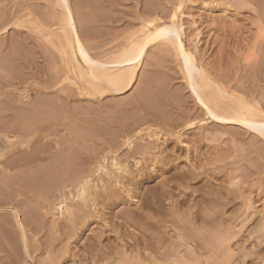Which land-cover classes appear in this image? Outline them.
Instances as JSON below:
<instances>
[{
  "label": "bare ground",
  "instance_id": "6f19581e",
  "mask_svg": "<svg viewBox=\"0 0 264 264\" xmlns=\"http://www.w3.org/2000/svg\"><path fill=\"white\" fill-rule=\"evenodd\" d=\"M12 1L14 0H0L2 3H0L2 5L0 8V35L6 39L7 34L9 35L8 37L10 39H13L15 38L16 34L18 37L21 35L17 32L23 33V30L26 29L28 33V29H30L23 28L20 30L23 24L29 23H24L22 21L21 17L22 15H25V13L22 12L24 13L22 14L21 11H24V8L26 12L29 9L33 10L31 6L33 4L30 3L31 5L27 7L28 3L32 0H25L27 4L25 3L23 7H19V9L22 8V10L16 9V5L15 9L12 6L9 7ZM33 1L34 2L32 3H34L36 8L37 2H35V0ZM42 1H47L48 3H46L47 6L45 7L52 9L53 13L57 12L58 14H61V16L64 18H59L61 21L60 25L62 26L60 28L64 31L66 37L68 38L66 41L69 42L67 43L65 40H63L64 38L61 39V42L63 44H68L66 47L67 49L70 47L68 52H75L73 54H75L79 58L78 60H80V62L86 66L89 74L94 76L95 79L98 78L96 81L90 76L91 80H93L97 85H95L93 81H89L94 84L96 89H92L93 85L92 88L87 87L86 85L83 87L84 91L87 88L90 89L86 90L87 93H90V95H99L95 98L96 100L86 97L84 102L86 100L87 101L85 103L94 101L98 102V104H101L102 102L100 107L103 106L104 109L99 108V105L97 106L94 103L93 105L89 106V111L87 105L83 104L82 99H80L82 103L79 102V104H72L68 101L69 104L75 106L67 105V102L66 104L65 102H61L63 106L65 104L67 105L66 107L69 106L71 108L67 109L66 107L61 106L66 109V111L68 110V112L73 109L72 107H77L78 110L75 108V110H72L70 113L63 111L64 113L59 114L60 118L58 114L56 115V111L55 115L58 117H55L56 119L53 118V120H51L52 117L51 119H48V117L44 118L49 114L46 112L48 115H44L43 108L48 103H51V107L49 108L48 104V108L45 107L44 110L52 109V113L49 116H53V108L56 107L58 109V107H60V98H58L59 103L55 101L57 104L55 102H50L48 99V103H46L47 100L46 102L43 101L45 103L40 100L42 103L30 102V105L26 102H22L23 100L21 99L20 102L22 103L20 104V107L24 103L25 107H28L27 110H30L29 106H31L32 112L35 113L34 116H28V114H26V110V112L23 113V118H25L24 116L27 115V122L24 123L25 126H22L25 120H21V118L18 117L20 115L17 114L18 116L16 115L15 119L13 118L12 114L9 116L7 112L2 113L3 110L6 111L7 109L1 108L2 110H0V112L4 114L6 118L10 117V119H13V121L8 119V124L7 121L4 120L6 118H4L3 115H0V122H6V124L0 123V127L1 124L5 125L2 127H6L8 124V128H2L5 130L7 129L6 131L8 132H4V137L0 136V145H2V143L5 141V144L2 145L4 148H1L0 146V173L2 176L7 177H4V179H9L3 180L1 178L2 176H0V187L2 188L3 185L4 189L2 188V190L5 191H2L4 193L3 194L0 188V208H10V213L0 214V264H172L176 259H178L174 254H179L180 252V254H184V256L181 257L180 255L181 258L176 260V263L177 261H181L179 263L183 264H192L191 261H194L195 264L258 263L261 255L260 253L263 252L260 251L264 250V246H262V244H264V239H261L263 241L260 242L261 244L259 243L261 240H258L257 242L262 246V249L261 246H255L256 248L260 247V253L258 251H246L247 245L245 246V244L248 243V240L250 241L252 238V233H257L256 237L254 238H263L258 237V235L260 234L259 236H264V214L262 215V209H259L261 206L256 204L258 202H256L255 193L250 188L249 183L247 186H245L246 184L243 185V182H241L242 185L240 182L238 183L239 178L237 176V169L239 168L237 167L240 164L237 166V163L240 162V160L245 156L240 158L237 155L239 148L235 153L233 150L236 148L228 146L232 144L234 139H231L232 141L228 139V143L222 141V137L225 136V133L223 135L221 132L222 136H219L220 138L217 135V138L221 139V141L217 139L220 141L217 142V144V140L210 138L211 140H215L214 144L212 141L206 140V138L209 139V136H213L212 133H209L208 137L205 138L204 134L201 136V132L199 133L196 130L199 124L201 129L204 127L206 128L208 126L207 120H210L209 118H211V120L214 119L216 121L214 124H212L213 126L218 128V125L223 124L221 125L222 127L225 125L226 128V125H230V128L233 127L231 125H238L239 130L242 128L244 133L252 134L253 136H251L253 138L254 136L257 138L254 139L255 144V140H258L261 142L260 144L264 145V109L262 107H258V105L251 104L247 97L239 94L235 89L240 88L241 86L239 87L238 85H235L236 87L234 89V82H232L231 79L226 80V83L224 82L225 84L222 82L225 81L224 78L226 70L229 71V65H227L225 68L224 63H230L231 61L230 58L227 59V37H223L229 35L231 33L230 30L237 27L235 22L239 23L238 20L240 18L238 17L239 19H235V17L240 13V9L241 12L242 8L247 9L248 7L249 9L253 6V2H250L251 0H239V2L225 0L224 4H230L232 5L231 8L233 7L235 11L236 9L239 11L238 14L234 13L235 22L232 21L231 23L234 22L235 24L230 23L231 26L227 24V16L225 17L226 19H224L220 16V18L216 17L215 14L213 15V13L205 15L202 13V11H199L204 7V9L208 8L209 10L221 9L223 12L224 4L217 3L216 5H212L213 2H207L203 3L201 8H198L200 4L193 6L189 12L191 11L192 13L191 17L194 20L193 25H195V27L193 25L192 26L194 28L189 26L191 28L188 30V26H185V16L187 15L186 12L189 8L188 2L191 1V3H193L194 1L158 0L157 3V0H146V5L147 3L148 5H151L150 3L153 2L158 8H156V6L153 8L154 5H151V10H145L143 11L145 15L140 17L138 16L141 22V27L131 34L128 39L129 41L120 53H115L113 56L107 54V56L110 57L108 59V57H105L106 53L103 52L101 53L103 55L101 56L100 54L99 57H101V59L102 57L105 59L97 60L94 58H97L98 55L95 57L91 56L90 51L87 47H85V44L83 43L84 40L82 39L83 36H81L83 32L79 31V26L76 24V15H79L74 9L76 3L80 1V3H77V5L84 3V8L87 7L88 9H91V5L88 3L89 1ZM100 1H102V4H112L111 0ZM112 1L115 2V0ZM218 1L219 0H215V2ZM18 2L20 1L18 0ZM18 2H16L18 5H23L22 2L20 4ZM81 6L82 5H80V7ZM98 7L99 8L97 10H88L85 14L83 13V15L85 16L89 13L87 17L91 16L94 18V21L97 20L98 22L101 20H105L104 22H107L117 19H114L116 16L112 18L110 15L109 17L107 15L109 13H102L106 7L104 8V6L102 7L100 5ZM253 7L250 8V10H258L256 7V9ZM42 8L45 9L43 6ZM144 8L146 7L144 6ZM30 12L32 11L26 13V18L28 14L31 15L32 13H35V11L32 13ZM53 13L50 14L52 15V18ZM81 13L79 16H81ZM112 16H114V14ZM24 18L25 16L23 17V20H25ZM54 19H57V15ZM261 20L259 21L260 23L262 22ZM19 21H22L20 23L22 25L20 26L19 30L14 28L13 31H11V25L13 24L16 26L17 23L19 27ZM57 21L59 22V20H56V22ZM80 21L81 20H79V24ZM83 21H85V19ZM91 23H93V20ZM28 25L29 27H32L30 24ZM35 25L37 26L36 28H41V26H43H39L38 22ZM212 25L215 26L214 29L211 28ZM34 27L33 32L34 29L38 33L42 30H39L40 28L36 29ZM240 27L241 26H238L236 30L238 31ZM211 30H214L213 34H210ZM47 32H49V30L46 32H41V34ZM79 32H81V35ZM262 32L264 33V31ZM11 33H15V35L12 34L13 37H10ZM3 34L5 35L3 36ZM86 34H88V32H86ZM220 35H223L221 40L219 39ZM207 36L211 37L210 41L205 40ZM17 38H15L17 42L20 43V40H22L23 43L21 44H26V42L24 43L23 37L22 39L19 37L18 39L20 40ZM1 40L0 42L3 43L4 40ZM27 40L28 39H26V41ZM259 40L257 42H259ZM6 41L7 40H5V42ZM63 41H65V43ZM238 41H240V39ZM5 42L3 45H0L2 50L5 48L4 45L9 43ZM260 43V45H262L261 41ZM9 44H7V46ZM13 44L14 43L8 47L11 48ZM21 44H19L20 47H22L21 49H24L27 45L21 46ZM28 46L32 47L30 44ZM156 46H160L159 49L161 52L160 50H157L158 47L156 48V51H159L162 55L152 50L153 47L155 49ZM18 48L19 47L14 49L18 50ZM71 48H73L74 51L71 50ZM40 49L41 48H39V50ZM26 50L27 49H24L23 51ZM150 51H152L153 54L158 53L157 56L161 55L159 56L161 58L154 56V59L152 58L154 61H145L147 60L145 58L148 56L147 54ZM40 52H42V49ZM11 53H7L9 57ZM18 54L15 55V52L12 53V58L18 60L22 58L24 59L26 56L24 54L21 55V58H18ZM151 54L149 53V55ZM32 55L34 56V54ZM150 57L152 56H149V58ZM0 58H4L6 61L5 57L2 56ZM26 59L28 58H25L23 61H29ZM5 61H3L4 63L0 62V64H3L0 65V76L10 75L9 80L14 81L15 76L9 73L10 70H6V68L9 67L7 62L8 60L6 61L7 63H5ZM146 62L147 65L150 66V68H147L149 69L148 71L150 73V78L152 75H154L152 76V79L154 77H159L160 74H163L164 78L159 77V81L153 80V82H155L150 84L148 82L150 81L149 76L144 74L148 72H142L141 74L146 76L145 78L148 76L149 80H146L143 78V76L141 77L143 79L140 78L141 81H143L146 86L147 83L150 87L152 86L153 92L151 91L152 88L150 87H147L148 89L145 91L143 90L144 92L142 89H139L142 95H140L141 93L139 96L138 94H136L137 96L133 94L135 97L131 96L132 99H130L127 103L124 102V104H122L123 101L120 102L121 106H124L119 107L113 105L115 108L113 107V109H111L112 107H110V105L112 103L108 104L106 100H104V97L107 99L106 95H108L105 92H110L111 96L118 94L120 95V93L123 94V92H126V90H128L133 84L134 79L138 77H136L137 70L146 66H142L143 64H146ZM15 63H17V61ZM18 63V66L21 64L20 68H22L23 63ZM231 63L233 64L234 62ZM79 65L80 64L78 63V67H80ZM255 67L257 66L255 65ZM246 69L252 70L253 67ZM254 70H256V68L253 69L255 76V74H257L255 73L257 70ZM11 71L13 72V70ZM16 71L18 72V70L15 69V72ZM81 72L83 73V71ZM253 72H251V74H253ZM85 74L87 73H84L82 76L87 77ZM12 77L14 80H12ZM7 78L0 80L2 83H4L3 81L6 80V83H8L7 81L9 80H7ZM20 78L22 79V77ZM178 78H182V81H180L181 84L176 83ZM98 80H100L99 82L102 84H105L106 81V84H103L105 87L103 85L101 86V84L98 86ZM102 80L105 81L102 82ZM137 81L135 82L137 83ZM6 83L4 84L7 86ZM138 83L139 85L141 84L139 81ZM4 84H1L0 86H4ZM176 84L178 85L175 86ZM11 86L13 85L11 84ZM140 86L143 88L142 84ZM15 87L18 88V86ZM15 90L17 91L18 89ZM15 90L12 91L11 89L10 92L16 93ZM25 90H27V88H25ZM80 90H83V88ZM93 91L96 93H91ZM1 92L2 90L0 93ZM6 92L0 94L1 99L2 97L3 99L6 97L8 99H5L8 101L12 96H16L14 93H12L11 96L10 92L7 94H9L11 97L8 95L5 96ZM18 92H21L20 89ZM25 93L24 96L26 97L28 94L26 93L25 95ZM87 93L86 95H88ZM152 94L154 97L151 99ZM21 95L22 94L20 93V96ZM44 96H42V98ZM112 98L110 99L113 100ZM117 99L120 100L121 98ZM15 100H10V102L8 101L9 103L7 102L10 104L12 101V107L10 105L9 110H15L13 108V104L16 106L14 103ZM111 100L109 102H111ZM119 100L117 102L115 99L114 103L118 104ZM127 100L128 99L126 98L125 101ZM104 102H106V104H104ZM251 102H253V100ZM7 103L6 105L8 107ZM80 103L84 105V107L82 105L83 108L81 107V109H79L78 106L81 105ZM52 104H54V106ZM94 105H96L98 109L96 110L94 108V110L92 109L93 111H91V107ZM106 105H109L107 108L110 107V109H107L105 107ZM2 106L0 105V107ZM84 108L86 111L83 110L81 112L80 110ZM78 111H80V113H77ZM194 111H200V115L208 116V118L205 117L207 120L203 118V116L202 119H199L197 114L198 112L195 113ZM194 116L199 119V121H196ZM19 118L20 120H18ZM10 121L12 124H10ZM205 122L207 125H205ZM215 123L220 124L216 125ZM78 125H80V127L82 126V130ZM75 126H77V129H74L73 131L71 128H74ZM221 126L219 127V130L222 128ZM194 129L195 132L197 131L200 135L197 132H189L191 130L193 131ZM11 132L12 135H14L13 133L17 134V138L13 137L14 139H17L16 141H11L13 138H6L12 136L10 134ZM1 133H3V130H1ZM173 136L175 137L173 138ZM223 140L226 141L227 139L223 138ZM258 141L257 143H259ZM170 142H173L172 144L174 145H171L172 149L168 151ZM208 142L211 143V145H209ZM202 143L203 145L206 144L207 148L205 147V149H203L204 147ZM242 150L244 151V149ZM242 150L239 149V151H241L239 152V155L241 156L243 152ZM169 154H173L175 157L173 158V155ZM53 156L54 158L56 157V160L57 156L60 158L58 161L53 158L52 161L55 160L54 162H56L54 163V167H62V169H56L52 173L50 171L51 168L49 167L53 165L52 161L46 162L45 160H48V158L51 160V157ZM140 156L143 158V161H141V158L139 160L138 157ZM248 157L249 155H247V158H244L245 160H243L248 161L247 163L249 164L252 161L247 160L249 159ZM180 159H186L187 161L185 160V162H189L190 166L187 164V168L189 167V169L179 172L178 170L180 169L177 171H172L175 167H180L178 165L179 162H177V160L179 161ZM243 160H241V162H244ZM44 161L46 164L48 163V165L40 167L45 168L44 170H46V167L47 170L50 168L49 174L48 171L45 172L47 175L39 173L40 176L41 174L43 176L45 175L44 179L42 178L43 176L41 177L40 180L43 179L44 181L42 180L40 185H38L39 183L35 184L36 180L38 181L40 176H37L38 178L36 177V179L34 178L35 181H32L33 184H29V182H27V178H30L29 181L33 179L30 177V175L36 176V174H38L37 170L39 169L41 171V168H38V166ZM59 161L62 163H59ZM50 162L52 164L49 165ZM234 164L237 167H233L235 166ZM229 165L233 166L230 167ZM255 166L258 167V165ZM11 167L17 169H15V172L17 171V176H21V173L23 172L22 175L26 174L27 178H24L26 177L24 175L23 180L20 181L17 179L16 181H12L13 176L10 175L9 172L13 171L14 174L15 172L13 169L11 170ZM182 167L183 166H181V168ZM55 171L56 173L58 171V175L56 174L57 176L54 174ZM59 173L61 174L59 175ZM11 177L12 179H10ZM152 181L153 183L156 181V183L149 185L147 184V187L144 185L146 182L149 183ZM143 186L144 189H142ZM29 198L35 199L33 202L37 204H32L33 208L35 205L37 208H32L34 212H36L34 213L32 211L34 213L33 215H31L30 211H26V208L30 207L29 204L33 203L31 202L32 200H27ZM67 200H69V202ZM32 209L30 207L29 210ZM42 209L46 210L47 212H42ZM53 209L56 211L54 213L58 214L59 212L64 216L65 219L57 220L58 216L56 214H51L53 217H55L56 221L54 220L50 224V220L47 221L48 218L46 215L53 213ZM228 212L231 214L227 215ZM257 213H261L260 217L254 218L253 216H255ZM62 215L59 216V218H62ZM41 216L44 218L46 217L43 219L48 223H45L44 220L41 219ZM251 220L254 221V223H252ZM49 224L50 226L48 228ZM247 224H250L251 227ZM245 225H247L245 231L248 233H245H247L246 237L248 240L247 238L242 240L241 237L236 239L238 234L241 232L239 228H243ZM129 227L135 228V231L131 229L129 230ZM247 227H249V231L247 230ZM45 230L49 231V233L46 231L48 236H46V232L43 233ZM237 230L240 232L238 233ZM41 234H45L46 237H49L47 238L49 240H45L48 243V253H46L45 256L44 251L46 252V242L43 244L42 242L44 241L39 239L40 237H43ZM83 237H85L84 241L82 240V242H80V239ZM217 237H219V239H216ZM176 239L180 241H176ZM183 246H185L187 249L189 247L190 250L188 249V251H185L187 250L185 248L183 251ZM234 246H236L235 249ZM43 247H45V249H43ZM236 248L239 250L237 253H235ZM188 253L192 256L191 257L188 255L189 258H192L191 261L189 260L190 263L187 262L189 259L188 257H186L188 259H185V256ZM240 253H242L245 257L248 256L250 258L255 256V258L253 260L247 261V257H244V259L242 257V259H240L241 261H239L236 259V256ZM167 257H169V259H166ZM183 257L184 260L182 262L181 259H183ZM235 259L237 261H235ZM260 260H262V257ZM70 261L71 263H69Z\"/></svg>",
  "mask_w": 264,
  "mask_h": 264
},
{
  "label": "rangeland",
  "instance_id": "374dc122",
  "mask_svg": "<svg viewBox=\"0 0 264 264\" xmlns=\"http://www.w3.org/2000/svg\"><path fill=\"white\" fill-rule=\"evenodd\" d=\"M20 2H18V0H14V1H12L11 2V4L9 5V7L10 6H12L14 9L16 8V6H17V8L16 9H19V7L20 6H24L25 5V0L23 1H21V0H19ZM50 1V0H49ZM79 1V0H78ZM89 1V2H88ZM87 2L89 3V5H91V9H88L87 7L86 8H84L85 6H83V4L84 3H81L80 5H82L81 7H80V5H77V3H80V1L79 2H77L76 3V6H75V4H74V6H75V11H77V14H79L80 15V13H81V16H77L76 15V24L79 26V31H81V32H83L82 33V35H81V32H79V34L81 35V36H83L82 37V39L84 40L83 41V43L85 44V47H87L88 48V50L90 51V55L91 56H93V57H95L96 55H98V57L96 58H94V59H101V57H99V55L101 54V53H103V52H105L106 53V58L108 57L107 56V54L109 55H112L113 56V54H118V53H120L123 49H124V47H125V45L127 44V42L129 41L128 39H129V37L131 36V34L133 33V32H135V31H137V29H139L140 27H141V22H140V20H139V17L140 16H143V15H145L144 14V12L143 11H145V10H148V9H150L151 10V8H152V6L151 5H154V3L152 4V3H150L151 5H148V3H147V5L145 4V2H146V0H115V2L114 1H112L111 0V2H112V4H108V3H104V4H102L101 2L102 1H100V0H88ZM194 1V2H193ZM201 1V2H200ZM205 1V2H204ZM217 1V0H216ZM233 1H236V2H239V0L237 1V0H232V2ZM250 1V0H249ZM256 1V2H255ZM16 2H18L19 4L22 2V4L23 5H18ZM32 2H34L33 0L32 1H30L29 3H28V6L27 7H29V5H31V4H33V5H31L32 6V8H33V10H31V9H29L27 12H26V10H25V8L23 9L24 11H21V13L22 12H24L25 13V15H22V14H24V13H22V14H20V15H22V17H21V19H22V21L25 23V22H29V23H27V24H23V26H27L28 24H30V26H32V27H29V25L26 27H23L22 26V28H20V26L22 25V24H20L21 22L19 21V27H18V25H17V23H16V26L15 25H11V31H13V29L15 28V29H17V30H19V28H20V30H22L23 28H30V29H28L29 31H28V33H27V31H26V29H24L23 30V33H24V35H26V36H24L23 35V33H19V32H17L18 34H21V35H19V37H21L20 39H22V37H23V39H24V43L26 42V44H21V43H23L22 42V40H20V39H18L19 37H18V35L16 34L15 35V33H11V35H10V37H13V35L12 34H14L15 35V38H17L18 40H20L21 42L19 43V42H17L16 41V39L15 38H9L8 36V34H7V39L5 38V37H2L1 35V37H0V40L2 39V40H4L3 41V43L5 42V40H7L6 42H9V43H6L4 46H5V48H3V50H2V48L0 47V49H1V52H0V57H5V59H6V61L8 62V66L9 67H7L6 68V70H10L9 71V73H11V74H13L14 76H15V80H14V78L12 77V80H14V81H11V80H9V76H0L1 78V80L3 79V78H7V80H9V81H7L8 83H6V80L5 81H3L4 83H6L7 84V86L4 84V83H2V81L0 80V83L3 85L4 84V86H6V87H4V86H0V89L2 90V92L1 93H4V92H6L5 93V96H9V94H7V93H9L10 91H11V89H12V91H14L15 89H20V91L21 92H18V90L16 91L15 90V92L16 93H14V92H10L11 94V96H12V93H14L16 96H12L13 97V99H12V97L11 96H9V97H11L10 98V100H15V104H16V106L13 104V108L15 109V110H13L12 111V109L11 110H9V107H10V105H11V107H12V101H11V103L10 104H8L9 102H10V100H6V99H8V98H6V97H4V99H3V97H2V99H1V95H0V105L2 106V107H0V110H2L1 108H3V109H7L6 111L5 110H3L2 111V113L4 112H7L8 114H9V116H10V114H12V116H13V118H15L16 119V115L18 114V115H20V116H18V117H20L21 118V120H25L24 122H23V125L22 126H25L24 125V123L25 122H27V117L28 116H34V114L35 113H33L32 112V109H31V106H29L30 105V102H40V103H42L43 101H45L46 102V100H47V102L46 103H48V99H49V101L50 102H57V103H59L60 102V107H58V109L56 108V107H54L53 109V112H54V115L53 116H49L51 113H52V109H49V110H44V108L46 107V108H48L47 106H48V104L47 105H45V107L43 108V114L44 115H48V116H46V117H44V118H47L48 117V119H51V117H52V119L51 120H53V118H55V117H58L59 116V114L60 113H64L65 111H66V109H64L63 107H66L67 105H72V104H75V103H77V104H79V102H81L82 103V101H83V104H85V105H87V108H88V110L90 109L89 108V106H91V105H93L94 103L99 107V108H103L104 109V107L102 106V107H100L101 106V104H102V102H101V104H98V102H94V101H89V103H85L84 102V99L86 98V97H89V98H92V99H95L99 94H95L96 92H91V93H94L95 95H90V93L88 92L87 93V91L86 90H88L89 88H87V87H90V88H92V85H93V90H94V88L96 89V87L94 86V84L95 85H97L93 80H91V78H93V79H95L94 78V76H92V75H90L89 74V72H88V69L86 68V66L85 65H83L81 62H80V60H78L79 58L75 55V54H73V53H75V52H72V51H70V52H68V49L70 48H66L67 47V43L69 42V41H66V40H68V38L66 37V35H65V33H64V31L60 28V27H62L61 25H60V19L59 18H63L62 16H61V14H58L57 12H54L55 13V15H54V13H53V11H52V9H49V8H47V7H45V6H47L46 5V3H48L47 1H42V0H35V2H37L38 3V5H37V3H36V8H35V5H34V3H32ZM75 2V1H74ZM84 2H86V1H84ZM95 2V3H94ZM96 2H97V4H96ZM100 2V3H99ZM192 2L194 3H191V1H189L188 2V5H189V8H188V11L186 12V16H185V26L187 27L188 26V30H190L189 28H194L195 27V25H193L194 23H193V18L191 17V11L189 12V10L190 9H192V7L193 6H197V5H199V7L198 8H201V5L203 4V3H207V2H210V3H212V5H216L217 3H222V4H224L225 3V0L223 1V0H219L218 2H215V0H192ZM235 2V3H236ZM250 2H253V8H257L258 10H250V8H252V7H250L249 9H248V7H247V9H244V8H242V12H241V9H240V13H239V11L236 9V11H235V9H233V7L231 8V6L232 5H230V8H229V5L227 6L226 4H224L223 6H224V10H223V12H222V10L221 9H211V10H209L208 8L206 9H204V7L202 8V9H200L199 11L201 12L202 11V13L203 14H212L213 13V15L215 14V16L216 17H221V18H224V19H226L227 18V24L228 25H230V23L232 22V21H234V17H235V15H234V13H236V14H238V15H236V17H235V19L237 18V19H239L238 21H239V23H237V22H235L236 23V26L237 27H235V28H233V29H229L230 30V32L232 33H230L229 35H227V36H225V37H223V38H226L227 37V45H228V47H227V54H228V56H227V59H231V61H230V63L231 62H234L233 64L231 63H229V62H225L224 64H225V68H226V66L227 65H229V68H228V70L230 71H227L226 70V72H225V81H222L223 83L225 82L226 83V80H228V79H231L232 80V82H234L233 84H234V89H235V87L238 85L240 88H237V89H235L239 94H242V95H244V97H247L248 98V101L251 103V104H253V105H258V107H262L263 109H264V33L262 32V31H264V0H251ZM260 2V3H259ZM1 3V2H0ZM31 3V4H30ZM40 3V4H39ZM87 3V4H88ZM94 3V4H93ZM98 3H99V5L100 6H104V8L106 7V9H104L103 11H102V13H109V14H107L109 17H110V15H111V17L112 18H114L115 16V18L114 19H116V20H113V21H107V22H104L105 20H101V21H97V20H95L94 21V18H92L91 16H89V17H87V15H89V13L88 14H86L85 16L83 15V13L85 14L88 10H97L99 7V5H98ZM119 3V4H118ZM155 3H156V1H155ZM157 3H158V0H157ZM2 4V3H1ZM0 4V8H1V5ZM27 4V3H26ZM43 4V5H42ZM73 4V3H72ZM86 4V3H85ZM97 6H96V5ZM263 4V5H262ZM14 5V6H13ZM16 5V6H15ZM113 5V6H112ZM158 5V4H157ZM187 5V6H188ZM226 5V6H225ZM38 6V7H37ZM42 6L45 8V9H43L42 8ZM94 6V7H93ZM144 6L146 7V8H144ZM151 6V7H150ZM155 6L156 5H154V7L153 8H155ZM259 6V7H258ZM41 7V8H40ZM97 7V8H96ZM101 7V8H102ZM149 7V8H148ZM96 8V9H95ZM107 8H109V9H107ZM112 8V9H111ZM144 10H143V9ZM156 8H158L157 6H156ZM255 8V9H256ZM38 9H39V11H38ZM226 9H228V10H226ZM244 9V10H243ZM19 10H22V8H20ZM153 10V9H152ZM156 10V9H155ZM221 10V11H220ZM250 10V11H249ZM1 11V10H0ZM29 11H32V12H34L35 11V13H32V12H30V13H32L31 15L30 14H28V16H27V18H26V13H29ZM49 11H51V12H49ZM81 11V12H80ZM49 14H48V13ZM117 12V13H116ZM255 12V13H254ZM53 13V18H52V15H50V14H52ZM111 13V14H110ZM120 13H121V15H120ZM139 13V14H138ZM114 14V16H112ZM116 14V15H115ZM190 14V15H189ZM56 15H57V19H54L55 17H56ZM83 15V16H82ZM124 15V16H123ZM137 15V16H136ZM218 15V16H217ZM25 16V20H23V17ZM34 16V17H33ZM48 16H50V17H48ZM55 16V17H54ZM58 16H61V17H58ZM139 16V17H138ZM227 16V17H226ZM229 16H231V17H229ZM79 17V18H78ZM85 17H87V18H85ZM219 17V18H220ZM226 17V18H225ZM239 17V18H238ZM31 18V19H30ZM91 18V19H90ZM118 18H119V20H118ZM138 18V19H137ZM218 18V19H219ZM229 18H231V19H229ZM47 19V20H46ZM64 19V18H63ZM85 19V21H83ZM88 19V20H87ZM137 19V20H136ZM233 19V20H232ZM262 21L261 23L259 22L260 20ZM28 20V21H27ZM54 20V21H53ZM56 20H59V22L57 21L56 22ZM79 20H81L80 21V24H79ZM92 20H93V23H91L92 22ZM230 20V21H229ZM38 22V25L40 26V25H43V26H41V28L39 29V28H36L37 26L35 25L37 22ZM64 21V20H63ZM88 21V22H87ZM91 21V22H90ZM116 21V22H115ZM119 21V22H118ZM34 23V24H32V23ZM52 22V23H51ZM84 22V23H83ZM97 22V23H96ZM104 22V23H103ZM192 22V23H191ZM231 23V24H235V23ZM64 23H65V21H64ZM89 23V24H88ZM85 24H87V25H85ZM126 24V25H125ZM130 24H131V26H130ZM259 24V25H258ZM134 25V26H133ZM194 27H193V26ZM260 25H261V27H260ZM14 26V27H13ZM35 26V27H34ZM51 26H52V28H51ZM78 26H77V28H78ZM82 26H83V28H82ZM94 26V27H93ZM101 26V27H100ZM189 26H191V27H189ZM231 26V25H230ZM238 26H241L240 28H239V30L237 31L236 30V28H238ZM258 26V27H257ZM33 27L34 28H36V29H39V30H41V31H39V33L38 32H36V30L34 29V32H33ZM85 27H87V28H85ZM46 28V29H45ZM48 28V29H47ZM95 28V29H94ZM97 28V29H96ZM211 28L212 29H214L215 28V26H211ZM230 28V27H229ZM53 29V30H52ZM82 29H84V30H82ZM85 29H86V31H85ZM92 29H93V31H92ZM49 30V32H47V33H42L41 34V32H46V31H48ZM52 30V31H51ZM89 30V31H88ZM97 30V31H96ZM105 30V31H104ZM106 30H108V31H106ZM233 30V31H232ZM235 30V31H234ZM246 30V31H245ZM10 31V32H11ZM24 31H26V32H24ZM31 31V32H30ZM38 31V30H37ZM63 31V32H62ZM91 31V32H90ZM86 32H88V34H86ZM103 32V33H102ZM213 32H214V30H211V32H210V34H213ZM238 32V33H237ZM26 33V34H25ZM61 33H63V34H61ZM85 33V34H84ZM101 33V34H100ZM234 33V34H233ZM240 33V34H239ZM10 34V33H9ZM49 34V35H48ZM239 34V35H238ZM252 34V35H251ZM5 34H3V36H4ZM47 35V36H46ZM85 35V36H84ZM97 36V38H96V36ZM105 35V36H104ZM38 36V37H37ZM100 36V37H99ZM223 36V35H222ZM222 36L220 35L219 36V39L221 40L222 39ZM250 36H252V37H250ZM25 37V38H24ZM66 37V38H65ZM99 37V38H98ZM221 37V38H220ZM4 38V39H3ZM64 38V39H63ZM243 38H244V40H243ZM26 39H28L27 41H26ZM61 39H63V40H65L67 43H65V41H63L65 44H63L61 41ZM86 39V40H85ZM210 39H211V37H206L205 38V40H209L210 41ZM237 39V40H236ZM240 39V41H238ZM259 39H261V40H259ZM1 40V41H2ZM11 40V41H10ZM42 40V41H41ZM236 40V41H235ZM248 40V41H247ZM259 40V42H257ZM37 41H38V43H37ZM86 41V42H85ZM110 41V42H109ZM209 41H208V43H209ZM260 41L262 42V45H260L261 43H260ZM88 42H93V43H88ZM229 42V43H228ZM3 43L2 42H0V45H3ZM12 43H14L13 44V46H15V47H8L9 45L11 46V44ZM21 44V46H23V45H26V47L24 48V49H27L26 51H23L24 49H21L22 47H20V45L19 44ZM32 43V44H31ZM44 43V44H43ZM100 43V44H99ZM103 43V44H102ZM256 43H257V45H256ZM7 44H9L8 46H7ZM32 45V47H31V49H30V47L28 46V45ZM37 44V45H36ZM41 44V45H40ZM231 44V45H230ZM17 45H19V46H17ZM64 45V46H63ZM66 45V46H65ZM255 45V46H254ZM43 46V47H42ZM97 46V47H96ZM232 46V47H231ZM248 46V47H247ZM17 47H19L18 48V50H15V49H17ZM36 47V48H35ZM158 47V48H157ZM159 47L160 46H156L155 47V49H154V47H153V49L152 50H154V52L156 51V48H157V50H160L159 49ZM260 47V48H259ZM15 48V49H14ZM39 48H41L42 49V52H40L41 51V49L39 50ZM65 48V49H64ZM86 48V49H87ZM230 48V49H229ZM244 48V49H243ZM12 49V50H11ZM33 49V50H32ZM238 49V50H237ZM35 50V51H34ZM45 50V51H44ZM70 50V49H69ZM71 50H73L74 51V49L73 48H71ZM248 50V51H247ZM6 51H8V52H6ZM16 51H17V53H16ZM24 53H23V52ZM28 51V52H27ZM33 51H34V53H33ZM55 51V52H54ZM101 51V52H100ZM108 51V52H107ZM9 52L11 53H14L15 52V55H17L18 53V55H19V57L18 58H21L22 56L21 55H26L25 57H24V59L23 60H25V58H28V59H26V60H29V61H23L22 59H18V60H15L14 58H12L13 56H14V54H13V56H12V53H11V55H10V57H9ZM98 52H99V54H98ZM151 52L152 51H150L149 53L151 54ZM156 52H158V53H160L161 52V50H160V52L159 51H156ZM257 52V53H256ZM8 53V54H7ZM27 53V54H26ZM29 53V54H28ZM149 53L147 54L148 56H146V58L145 59H147V60H145V61H147V62H149V61H154L153 59H154V56L156 57L157 56V54H153V52H152V54L151 55H149ZM4 54H6V55H4ZM32 54H34V56L32 55ZM161 54V53H160ZM231 54V55H230ZM244 54V55H243ZM32 55V56H31ZM53 55V56H52ZM103 54H101V56H102ZM162 55V54H161ZM161 55H159V56H161ZM233 55V56H232ZM258 55V56H257ZM6 56H8V57H6ZM36 56H38V57H36ZM149 56H152V57H150L149 58ZM159 56H157V58L159 57ZM252 56V57H251ZM15 57V56H14ZM30 57V58H29ZM35 57V58H34ZM43 57V58H42ZM255 57V58H254ZM261 57V58H260ZM10 58H11V60H10ZM16 58H17V56H16ZM77 58V59H76ZM110 57H108V59H109ZM153 58V59H152ZM159 58H161V57H159ZM14 59V60H13ZM35 59V60H34ZM74 59H76L77 61H78V63L80 64L79 66L80 67H78V63H77V61L76 60H74ZM103 59H105V58H103L102 57V59L101 60H103ZM256 59V60H255ZM261 59V60H260ZM0 60H2V61H0V62H3V61H5L4 60V58L2 59V58H0ZM32 60H33V62H32ZM258 60V61H257ZM5 61V63H7ZM17 61V63H15ZM18 62H20V63H23L22 64V68H20V66H21V64H20V66H18L19 65V63ZM74 62V63H73ZM147 62H146V64H143L142 66H144V65H146V66H144V67H142V69L140 68L139 70H137V75H136V79L142 84V86H143V88L139 85V83H138V81L136 80V79H134V82H133V86L131 85V87L128 89V90H126V92H123V94L122 93H120V95L118 94V95H112L113 96V98H112V96H111V94H110V92H105V93H107L108 95H106L107 96V99H106V97H104L103 99L104 100H106V102L108 103V104H110V103H112L111 105H110V107H112L111 109H113V107L115 108V106H119V107H122V106H124V105H122L121 106V103L120 102H122L123 101V103L122 104H124V102H128L130 99H132V97L135 95V96H137L136 94H138V96H139V94L141 93V89H142V91L144 90H147L148 88L147 87H150L149 86V84L147 83V86H146V84L143 82V81H141V79H143V78H145L146 76H144V75H142L141 73L143 72H148L149 73V69H147V68H150V66L149 65H147ZM253 62V63H252ZM258 62H260V63H258ZM263 62V63H262ZM4 63V62H3ZM36 63V64H35ZM49 63V64H48ZM28 64V65H27ZM30 64V65H29ZM75 64V65H74ZM169 64V63H168ZM238 64V65H237ZM261 64H262V66H261ZM0 65H3V64H0ZM4 65H6V64H4ZM15 66V68H14V66ZM255 65L257 66V67H255ZM260 65V66H259ZM7 66V65H6ZM6 66H3V67H6ZM236 66V67H235ZM24 67V68H23ZM41 67V68H40ZM146 67V68H145ZM253 67V69H255L256 68V70H254V71H256L255 73H257V74H255V76H254V72H253V69L251 70V69H249V68H252ZM261 68V70H260V68ZM10 68V69H9ZM79 68H82V69H79ZM246 68H248L249 70H247ZM15 69L16 70H18V72H17V74H16V72H15ZM20 69V70H19ZM25 69H26V71H25ZM39 70V72H38V70ZM145 71H144V70ZM11 70H13V72L11 71ZM251 70V71H250ZM21 71V72H20ZM81 71H83V73L81 72ZM248 71H250L249 73H247ZM260 71V72H259ZM262 71V72H261ZM251 72H253V74H251ZM26 73V74H25ZM81 73H82V75H84V73H87V74H85V75H87V77H85V76H82L81 75ZM148 73H144L145 75L147 74L148 76H149V78H150V73L148 74ZM23 74V75H22ZM32 74V75H31ZM139 74V75H138ZM238 74V75H237ZM141 75V76H140ZM252 75V76H251ZM33 76H34V78H33ZM89 76V77H88ZM90 76H91V78H90ZM144 76V77H143ZM148 76H147V78H145L146 80H149V78H148ZM152 76H154V75H152ZM152 76H151V78H150V81H148L150 84L153 82V80H155V81H159V77H161V78H164V76H163V74H160L159 75V77H156V78H158V79H156L155 77L152 79ZM158 76V75H157ZM163 76V77H162ZM3 77V78H2ZM20 77H22V79L20 78ZM141 77H143V78H141ZM227 77V78H226ZM250 77V78H249ZM141 78V79H140ZM96 79H98V78H96ZM95 79V80H96ZM4 80V79H3ZM23 82H22V81ZM152 80V81H151ZM238 80V81H237ZM89 81H93L94 82V84H92L91 82H89ZM97 81V80H96ZM100 80H98V82H99ZM103 81H105V80H102V82ZM135 81H137V83L135 82ZM154 81V82H155ZM180 81H182V78H178V80H176V83H178V84H181V82ZM12 82H14V83H12ZM97 82V83H98ZM153 82V83H154ZM180 82V83H179ZM13 85V86H11V84ZM91 83V84H90ZM134 83H136V84H134ZM224 83V84H225ZM0 84V85H1ZM9 84V85H8ZM99 84H101V86L104 84H102L101 82H99L98 83V86H99ZM105 84H106V81H105ZM104 84V85H105ZM145 86H144V85ZM178 84H176L175 86H177ZM250 84V85H249ZM84 85H86L85 87L87 88H85L86 90V92L84 91ZM89 85H91V86H89ZM103 85V86H104ZM236 85V86H235ZM11 88H10V87ZM15 86H18V88L17 87H15ZM81 86V87H80ZM98 86H97V88H98ZM139 86V87H138ZM14 89H13V88ZM80 87V88H79ZM105 87V86H104ZM22 88V89H21ZM25 88H27V90H25ZM83 88V90H80V89H82ZM132 88V89H131ZM150 88H152V90L150 89ZM149 89L153 92V87L151 86ZM248 88V89H247ZM9 91H8V90ZM29 89V90H28ZM138 89V90H137ZM140 89V90H139ZM245 89H247V90H245ZM0 90V91H1ZM4 90V91H3ZM22 90H23V92H22ZM62 90V91H61ZM90 90V89H89ZM26 91H30L29 92V94H28V92H26ZM92 91V90H91ZM135 91V92H134ZM136 91H137V93H136ZM139 91V92H138ZM143 91V92H144ZM255 91V92H254ZM28 94V95H26V93ZM65 92V93H64ZM84 92V93H83ZM151 92V93H152ZM263 92V93H262ZM0 93V94H1ZM20 93L24 96V93H25V95H26V97L24 96H20ZM83 93V94H82ZM86 93L88 94V95H86ZM249 93V94H248ZM13 94V95H14ZM51 94V95H50ZM110 94V95H109ZM134 94V95H133ZM143 94H145V93H143ZM155 94V93H154ZM251 94V95H250ZM34 95V96H33ZM45 95V96H44ZM49 95V96H48ZM72 95V96H71ZM140 95H142V93L140 94ZM32 96V97H31ZM42 96H44L43 98H42ZM116 96H117V98H121L120 100L119 99H117L116 98ZM132 96V97H131ZM134 96V97H135ZM33 97H35V98H33ZM51 97H53V98H51ZM55 97V98H54ZM130 97V98H129ZM154 96H153V94H152V96H151V99L153 98ZM253 97H254V99H253ZM256 97V98H255ZM15 98V99H14ZM39 98V99H38ZM50 98H51V100H50ZM57 98V99H56ZM58 98H60L61 99V101H59V99ZM110 98H112L113 100H111ZM126 98L128 99L127 101H125L126 100ZM262 98V99H261ZM19 99V100H18ZM21 99L23 100L22 102H26L27 104H29L28 106H29V108H30V110L28 109L27 110V108L28 107H25V104L23 103L22 105H21V107H20V104L22 103V102H20L21 101ZM30 101H29V100ZM33 99V100H32ZM80 99H82V101L80 100ZM116 99V101L118 102V100H119V103L118 104H115L114 103V100ZM251 99V100H250ZM28 102H27V101ZM32 100V101H31ZM42 102H41V101ZM96 100V99H95ZM104 100H102V101H104ZM111 100V102H109ZM253 100V102H251ZM4 101H6V102H4ZM59 101V102H58ZM68 101L70 102V103H72V104H69L68 103ZM113 101V102H112ZM115 101V102H116ZM3 102V103H2ZM8 102V103H7ZM20 102V103H19ZM45 102H43V103H45ZM55 102V103H56ZM63 102H65V104H66V102H67V105H65L64 104V106L62 105V103ZM106 102H104V104H106ZM4 103H5V106H4ZM6 103L8 104V107H7V105H6ZM54 103V104H55ZM56 103V104H57ZM80 103V104H81ZM125 103V104H126ZM258 103V104H257ZM19 104V105H18ZM26 104V105H27ZM54 104H52L53 106H54ZM76 104V105H77ZM83 104H81V105H78L79 106V109H81V107H82V105ZM89 104V105H88ZM103 104V105H104ZM96 105H94V106H92L91 107V111H93L94 110V108L97 110L98 109V107L96 106ZM113 105H115V106H113ZM56 106H58V105H56ZM61 106H63V107H61ZM72 106H75V105H72ZM71 106V107H72ZM107 106H109V105H106L105 107L107 108ZM16 107V108H15ZM26 109H25V108ZM51 107V103L49 104V108ZM83 107H84V105H83ZM82 107V108H83ZM110 107H108L109 109H110ZM23 108V109H22ZM55 108H56V110H55ZM63 108V109H62ZM67 109H69L70 107L68 106V107H66ZM73 109V111L75 110V108L78 110V108L77 107H72ZM86 108V107H85ZM82 109V110H80L81 112L84 110V111H86V109ZM107 108V109H108ZM16 109H18V110H16ZM25 109V110H24ZM71 109V108H70ZM93 109V110H92ZM188 109V108H187ZM262 109V110H263ZM26 110H27V112H29V113H27L26 112ZM58 110H60V111H58ZM72 110L70 111V112H72ZM95 110V111H96ZM193 110V109H192ZM10 113H9V112ZM21 111H22V113H21ZM34 111V110H33ZM44 111H45V113H44ZM56 111H57V113H56ZM64 111V112H63ZM80 111H78L77 113H80ZM90 111V110H89ZM106 111V110H105ZM123 111V110H122ZM20 112V113H19ZM26 112V114H28V116L26 115V116H24L25 118H23V113H25ZM33 114H32V113ZM35 112V111H34ZM48 114H47V113ZM66 112H68V110L66 111ZM70 112H68V113H70ZM76 112V111H75ZM195 112V111H194ZM198 112V111H197ZM197 112H195V113H197ZM200 112V111H199ZM199 112L197 113L198 114V117H199V119H202V116H203V118H208V116H206V115H200L199 114ZM1 113V112H0ZM0 114L1 116L3 115V117L4 118H6L5 116H4V114ZM55 113H56V115L58 114V116H56L55 115ZM8 114H6V115H8ZM67 114V113H66ZM66 114H65V116H66ZM109 114V113H108ZM196 115V114H195ZM50 117V118H49ZM64 117V116H63ZM195 117V116H194ZM193 117V118H194ZM12 118V117H11ZM20 118L18 119V120H20ZM59 118H60V116H59ZM58 118V119H59ZM62 118V117H61ZM196 118V117H195ZM205 118V119H206ZM11 120V121H13V119H10V117H8V118H6V119H4V120ZM56 119V118H55ZM199 119H197L196 118V121H199ZM210 120H207L208 121V126L204 129V128H200V124L197 126V131L200 133V134H202L201 136H203V134H204V136H205V138L206 137H208V135H209V133H212L213 134V136H209V139H207L206 138V140L207 141H212L214 144H215V140H217L218 138H217V135H218V137L219 136H222L221 134L223 133V135H224V133H225V136L224 137H222V141H224L225 143H228L227 141H228V139H234L233 140V142H232V144L231 145H228L229 147H235L236 149H234L233 151H235V153L237 152L236 150L239 148L240 150H242V149H244V151L243 152H246V153H243L242 152V156L241 155H239V152H241V151H239V149H238V153H237V155L241 158H243L244 156V158H247V155H249V159H247V160H250V161H252V162H250L249 164L247 163L248 161H244L243 159H241V160H243L244 162H241V160H240V162H238L237 163V166L235 165V166H233V165H229L230 167H237V168H239V169H237V171H238V173H237V176H238V183L240 182V184H241V182H243V185L244 184H246L245 186H247L248 185V183H249V185H250V188L254 191V193H255V198H256V202H258V203H256L258 206H261V207H259V209H262V215L264 214V145L263 144H260L261 142L260 141H258L259 143H257V141L255 140V142H256V144L254 143V139L256 138L255 136H254V138L252 137L253 135L252 134H246V133H244L243 131L244 130H242V128H240L241 130H239V126L238 125H231V126H233V127H230L229 128V126L228 125H226L227 127L225 128V125H224V127H222L221 125H223V124H221V125H218V128L216 127V126H213L212 124H214V122H216L214 119L213 120H211V118H209ZM3 120V119H2ZM11 121H10V124H12L11 123ZM206 121V122H207ZM203 122V121H202ZM205 122V125H207V123ZM211 122H213V123H211ZM0 123H2V122H0ZM7 123H8V121H7ZM201 123V122H200ZM2 124H6V122L4 123V121H3V123ZM1 124V127H0V129L1 130H3V133H1V130H0V136L1 137H4V132L6 133V132H8V131H6L5 129H2V128H8L7 127V125L9 124H7L6 125V127H2V126H5V125H2ZM211 124V125H210ZM216 125L217 124H220V123H215ZM210 125V126H209ZM79 127H80V125H78ZM222 127V128H220V130H219V127ZM237 126V127H236ZM26 127H28V126H26ZM78 127V128H79ZM82 127V126H81ZM80 127V129L82 130V128ZM214 127H215V129H214ZM212 128V129H211ZM71 129H73V131H74V129L76 130L77 129V126H75L74 128H71ZM79 129V130H80ZM200 131H199V130ZM204 129V130H203ZM209 129V130H208ZM216 129H218V130H216ZM78 130V131H79ZM202 130V131H201ZM196 131V132H197ZM208 131H212V132H208ZM189 132H195V129L192 131H189ZM195 132V133H196ZM197 132V133H198ZM214 132V133H213ZM222 132V133H221ZM238 132V133H237ZM198 133V134H199ZM241 133H242V135H241ZM11 135H12V132L10 133ZM14 135H12V136H9V137H6V138H8V139H11V138H13V137H16L17 138V134L16 133H13ZM162 134V133H161ZM199 134V135H200ZM220 134V135H219ZM245 134V135H244ZM176 135V134H175ZM199 135H197V136H199ZM235 137H234V136ZM249 135V136H248ZM252 135V136H251ZM166 136V135H165ZM248 136V137H247ZM175 136H173V138H174ZM215 137V138H214ZM231 137H233V138H231ZM157 138V137H156ZM204 138V137H203ZM210 138H212V139H215V140H211ZM220 138V137H219ZM223 138L224 139H227L226 141L225 140H223ZM176 139V138H175ZM257 139V138H256ZM12 140H14V141H16L17 139H11V141ZM218 140H220L221 141V139H218ZM216 141V144H217V142H220V141ZM231 140V141H232ZM207 141H205V142H207ZM250 141V142H249ZM3 142V141H2ZM204 142V141H203ZM230 142V141H229ZM0 143H1V141H0ZM173 142H170V147H169V150L168 151H170V149H172V146L171 145H174V144H172ZM209 143V142H208ZM207 143V144H208ZM212 143V144H213ZM224 143V144H225ZM236 143V144H235ZM250 143V144H249ZM3 144H5V141H4V143H2V145ZM230 144V143H229ZM255 144V145H254ZM259 144V145H258ZM2 145H0L1 146V148L3 147L4 148V146H2ZM202 145H203V143H202ZM209 145H211V143H209ZM243 145V146H242ZM262 145V146H261ZM207 145L206 144H204L203 145V149H205V147H206ZM255 147V148H254ZM207 148V147H206ZM248 151V152H247ZM250 152V153H249ZM262 152V153H261ZM172 153V152H171ZM249 153V154H248ZM241 154V153H240ZM169 155H173V154H169ZM56 156V155H55ZM61 157V156H60ZM173 158L175 157L174 155L172 156ZM255 157V158H254ZM258 157V158H257ZM13 158H14V156H13ZM52 158V159H51ZM50 159L51 160H49V158H48V160L46 159L45 161L47 162H49V161H52L53 160V158H54V156L53 157H51ZM56 158V157H55ZM54 158V159H55ZM59 157L57 156V160L56 161H58V160H60V158L58 159ZM62 158V157H61ZM139 158V160H140V158H141V156L140 157H138ZM137 158V159H138ZM258 160H257V159ZM136 159V160H137ZM142 160L141 161H143V158H141ZM176 159V158H175ZM252 159V160H251ZM14 160V159H13ZM54 160V161H55ZM61 160H63V159H61ZM174 160V159H173ZM184 159H180L179 161L177 160V162H179V166L180 167H175L174 168V170H172V171H177L178 169H180V170H178V172L179 171H183V170H188L189 169V167L187 168V164H188V166H190V164H189V162H185V160L183 161ZM42 162L41 163V165H39L38 166V168L40 167V166H45V165H48V163L46 164V162ZM54 161H52V163H53V165H51V166H49L50 168H48V170H47V167H46V170H44L45 168H42V167H40L41 168V171L38 169L37 170V172H38V174H36L35 172H33V173H35L36 174V176H31L30 174H32V173H30L29 175H30V177H32L33 179L35 178L36 179V177L38 176H40V174L39 173H43V174H45V172H47L48 171V174H49V169H50V171L53 173V171L54 170H56V169H62V167H59V168H56V167H54L55 165H54V163H56V162H54ZM133 161H135V160H133ZM175 161V160H174ZM187 161V160H186ZM43 163H45V164H43ZM51 162L49 163V165L50 164H52ZM59 163H62L61 161H59ZM252 163V164H251ZM255 165H258V167L257 166H255ZM10 166V165H9ZM181 166H183L182 168H181ZM254 166V167H253ZM186 169H185V168ZM184 168V169H183ZM242 168V169H241ZM14 170V172H15V169L16 168H12L11 167V170ZM176 169V170H175ZM244 169V170H243ZM262 169V170H261ZM17 170V169H16ZM243 170V171H242ZM248 170H250V171H248ZM61 171V170H60ZM9 172V171H8ZM12 172V173H11ZM11 172H9L10 173V175H12L13 176V179H12V177L10 178V179H12V181H16L17 179H19L20 181L21 180H23V176L25 175L26 177H24V178H27V175L26 174H23L22 175V173H21V176L19 175V176H17L16 174V172H15V174L13 173V171H11ZM25 173H26V171H25ZM57 173H58V171H57ZM56 173V171L54 172V174H55V176H57L58 174ZM161 173V172H160ZM53 174V175H54ZM57 174V175H56ZM61 173H59V175H60ZM244 174V175H243ZM9 175V174H8ZM7 175V176H8ZM45 175H47V173L45 174ZM45 175L43 176L42 174H41V176H40V178H38V181L36 180V182H35V184H38V185H40V182L44 179V177H45ZM243 175V176H242ZM0 176H2V174L0 173ZM43 176V177H42ZM241 176V177H240ZM4 177H6V176H2L1 178L3 179V180H5L4 179ZM10 177V176H9ZM8 177V178H9ZM41 177L43 178L42 180H40L41 179ZM29 177L27 178V182H29V184L30 183H32L33 184V182L35 181V179L33 180V179H31L30 181H29ZM6 180H9V179H6ZM25 180V179H24ZM40 180V181H39ZM240 180V181H239ZM11 181V180H10ZM9 181V182H10ZM33 181V182H32ZM44 181V180H43ZM157 181V180H156ZM156 181H154V183H156ZM250 181V182H249ZM245 182V183H244ZM43 183V182H42ZM153 183V181L152 182H149V183H145L144 185L147 187V184L149 185V184H154ZM1 184V183H0ZM28 184V183H27ZM242 185V184H241ZM254 185V186H253ZM1 186V185H0ZM151 186V185H150ZM145 187V188H146ZM1 188V187H0ZM2 188H3V185H2ZM2 188H1V192L3 191V192H5L4 190H2ZM4 189V188H3ZM142 189H144V186H143V188ZM6 190V189H5ZM0 192V193H1ZM2 192V193H3ZM7 192V191H6ZM4 194V193H3ZM258 197V199H257V197ZM29 197V196H28ZM27 200H32L31 202H33V201H35V199H27ZM68 202H69V200H67ZM29 202V201H28ZM35 202H33V203H31V204H29V206L31 207V209L33 208L32 207V204H34ZM71 203V202H70ZM36 204V203H35ZM73 204V203H72ZM23 205V204H22ZM21 205V206H22ZM37 205V204H36ZM36 205H35V207L33 208V209H35L36 208ZM71 205V204H70ZM4 206V205H3ZM2 206V207H3ZM34 206V205H33ZM18 207V206H17ZM30 207L28 208H26V211H30L31 212V215H33L34 213H36V212H34V210L32 209V210H29L30 209ZM9 209L10 208H8V207H5V209H3V208H0V214H8V213H10L9 212ZM28 209V210H27ZM37 209V208H36ZM44 209H46V208H44ZM56 209V208H55ZM34 213H33V212ZM36 211V210H35ZM59 211V210H58ZM57 211V212H58ZM229 211V210H228ZM42 212H47L46 210H43L42 209ZM54 212H56V211H54V209H53V213H50V215L48 214V215H46V217L48 218V220L47 221H49L50 222V224L55 220V217H53V215L54 214H56L58 217V219L57 220H64L65 218H64V216L62 215V214H60L59 212H58V214L57 213H54ZM232 212V211H231ZM29 213V212H28ZM261 213H257L255 216H253L254 218H256V217H260V215H261ZM51 214H53V215H51ZM60 214V215H59ZM227 214V213H226ZM229 214H231L230 212H228V214L227 215H229ZM11 215V214H10ZM36 215V214H35ZM63 216L62 218L60 217L59 218V216ZM38 216V215H37ZM50 216V217H49ZM226 216V215H225ZM39 217V216H38ZM42 217V216H41ZM45 217V218H46ZM44 217H42L41 219H43ZM44 218V219H45ZM54 218V219H53ZM40 219V218H39ZM43 219V220H44ZM52 220V221H51ZM254 220V219H253ZM56 221V220H55ZM40 222H41V220H40ZM44 222L45 223H48V222H46L45 220H44ZM251 222L252 223H254V221H252L251 220ZM251 222H250V224H251ZM42 223H43V221H42ZM41 224V223H40ZM50 224L48 225V228H49V226H50ZM250 224H247L248 226L250 225ZM42 225V224H41ZM247 225H245L243 228H239V230L241 231H239L238 232V230H237V232L239 233L238 234V237L236 238V239H239L240 237H241V239L243 240V239H246L247 237V231H245L246 230V226ZM45 226V225H44ZM252 226H253V224H252ZM46 227H47V225H46ZM250 227H251V225H250ZM133 228V227H132ZM130 228L129 227V230L131 229V230H134L135 228ZM248 228L249 227H247V230H248ZM46 231H48V230H45V231H43V233L44 232H46ZM135 231V230H134ZM249 231V230H248ZM245 232H247V233H245ZM47 233V232H46ZM48 233H49V231H48ZM48 233H47V235L46 236H48ZM173 233V232H172ZM174 234V233H173ZM253 234V235H252ZM251 235H252V238L250 237V236H248V237H250L249 239H250V241L248 240V238H247V240H248V243H246L245 244V246H246V251H253V252H259L261 249H262V246H264V244H262V246L260 245L261 243L260 242H263L261 239H264V236H259L258 235V237H263V238H254V237H256V234L257 233H252ZM261 234H263V233H261ZM41 235H43V237H40V235H39V239H41L42 241H44V242H42L43 244H45V242H46V245H45V247H46V252L44 251V256L46 255V253H48V248H47V241H45V240H49V239H47V238H49V237H46L45 236V234H41ZM240 235V236H239ZM44 236H45V238H44ZM37 237V236H36ZM43 238V239H42ZM84 238L85 237H83V238H81L80 240V242H82V240L84 241ZM179 239V238H178ZM178 239H176V241L178 240ZM216 239H219V237H217ZM255 239V240H254ZM258 240H261V241H259V243L260 244H258L257 242H258ZM178 241H180V240H178ZM256 241V242H255ZM264 243V242H263ZM255 244V245H254ZM80 245H81V243H80ZM261 246V249H259L260 247H258V248H256L255 246ZM178 246V245H177ZM189 246V245H188ZM45 247H43V249H45ZM172 247H174V246H172ZM184 248H182L183 249V251L185 250V246H183ZM235 247L236 246H234V249H235ZM237 247H239V246H237ZM81 248H82V246H81ZM180 248V249H181ZM250 248V249H249ZM173 249V248H172ZM174 249H176V248H174ZM181 249V250H182ZM187 249V248H186ZM188 249L190 250V248L188 247ZM188 249L187 250H185V251H188ZM223 249V248H222ZM248 249V250H247ZM264 249V248H263ZM183 251H182V253H183ZM236 252L235 253H237L239 250H238V248H236V250H235ZM264 252V250H261L260 252ZM259 252V253H260ZM257 253L258 255H260V259H261V257H262V260H260L259 259V262L258 263H256V264H264V259H263V257H264V253ZM181 253V252H180ZM174 254L175 255V257L176 258H178V259H176L173 255V257L176 259V260H179L182 256H184V254L183 255H181V254ZM184 253H187V252H184ZM179 255V256H178ZM180 255H181V257H180ZM186 255V254H185ZM188 255H190L189 253L185 256V259H188L189 257H188ZM242 255V256H241ZM191 256V255H190ZM186 257H188V258H186ZM192 257V256H191ZM241 257V258H240ZM242 257H243V259H244V257L245 256H243V254L242 253H240L239 255H237L236 256V259L237 260H239V261H241L240 259H242ZM247 257V258H246ZM245 258L247 259V261H249V260H253L254 258H255V256H253V257H248V256H246ZM171 258V257H170ZM166 259H169V257H167ZM165 259V260H166ZM235 259V261H237ZM172 260V259H171ZM175 260V261H176ZM182 260V262H183V260H184V257H183V259H181ZM192 260V258H189L188 260H187V262L188 263H190V261ZM163 261H164V259H163ZM163 261H161V262H163ZM166 261H168V260H166ZM165 261V262H166ZM171 262L172 264H174V263H176V262ZM170 262V261H169ZM179 262H181V261H177V263L178 264H183V263H179ZM192 262V264H195V262L194 261H191ZM69 263H71V261L69 262ZM176 263V264H177ZM184 263H186V262H184ZM35 264V263H34ZM191 264V263H190ZM249 264H252L251 262H249ZM255 264V263H254Z\"/></svg>",
  "mask_w": 264,
  "mask_h": 264
}]
</instances>
